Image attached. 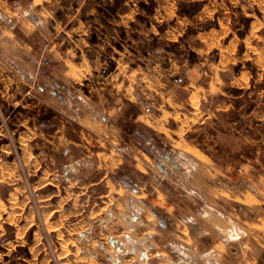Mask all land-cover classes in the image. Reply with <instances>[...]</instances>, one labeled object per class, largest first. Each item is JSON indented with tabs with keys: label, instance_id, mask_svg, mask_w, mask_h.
<instances>
[{
	"label": "crops",
	"instance_id": "0c3cea01",
	"mask_svg": "<svg viewBox=\"0 0 264 264\" xmlns=\"http://www.w3.org/2000/svg\"><path fill=\"white\" fill-rule=\"evenodd\" d=\"M16 1L19 15L12 8ZM117 1L121 9H110L117 17L111 29L118 32L111 42V59L117 63L111 80L126 102L105 116V110L83 107L75 119L78 125H16L25 129L18 148L36 178V198L53 212L70 201L64 214L76 209L75 197L66 192L85 195L89 188L90 195H97L104 186L106 194L96 197L107 198L112 186L106 178L119 168L124 153L103 151V136L109 145L116 144L114 133L132 118L131 113L121 120V111L132 103L140 108L133 122L184 147L194 164L212 165L208 181L225 180L221 186L182 188L191 202L177 200L173 220L136 215L137 209L145 211L144 203L125 202L126 212H115L110 205L104 217L98 210L92 217L87 210L76 232L84 246L72 245L68 254L75 259L78 249L80 259L93 257L102 261L98 264H264V0ZM50 2L0 0L1 37L14 35L17 17L36 24L52 20ZM92 44L98 59L102 46L97 51V42ZM80 57L65 71L71 81L80 82L87 71V57ZM0 64L7 66L2 59ZM19 76L28 81L22 72ZM51 96L62 100L55 91ZM198 130H205L206 139L219 148L206 153L189 142L186 136ZM216 162L225 163L222 171L216 170ZM190 167L197 170V165ZM3 178L2 172L0 182ZM95 240L96 249L87 254L86 246Z\"/></svg>",
	"mask_w": 264,
	"mask_h": 264
},
{
	"label": "rangeland",
	"instance_id": "374dc122",
	"mask_svg": "<svg viewBox=\"0 0 264 264\" xmlns=\"http://www.w3.org/2000/svg\"><path fill=\"white\" fill-rule=\"evenodd\" d=\"M117 2L51 0L49 11L55 14L52 20L43 18L42 23L36 24L29 18L17 17L14 35H0V59L7 64H0V173L6 174L0 182V264L101 263L91 256L89 262L88 259H80L78 249L75 259L68 254L73 252L72 245L84 246L78 243L76 236L84 225L79 220L81 217L89 213L93 217L97 210L103 213L100 217H104V211H108L110 205L115 207V212H126L124 203L134 202L145 204V211H134L142 218L152 219L154 214L164 220H173L175 202L182 197L185 204L191 202L185 190L190 191L194 185L221 186L225 180L220 176L208 181L207 171L212 165L202 161L194 164L184 147H175L164 135L140 122H133L140 108L130 103L121 111L119 118L127 120L131 113L132 118L124 122L122 131L114 133L116 144L109 145V138L103 136V151L118 149V153H124L119 168L109 172V179L106 178L112 186L109 196L96 197L106 194L104 186H99L97 195H90L89 188L85 195L72 188L75 193L66 192V195L75 197L76 209H71L68 214H64L63 209L70 201L65 205L62 202L60 211L53 212L42 207L40 199L36 198L32 189L36 178L30 175L31 168L21 159L18 148L19 135L25 129L16 125H78L75 119L82 114L83 107L105 110L101 113L105 116L108 111H120L121 103L126 102L113 88L114 81L111 80V75L117 71L116 60L111 59V42L118 32L111 29L112 22L116 25L117 17L114 12L111 15L110 9L120 10ZM15 4L19 3L16 1L13 7ZM95 41L97 51L102 46V56L99 53L98 59H95L96 48L92 44ZM123 44L122 48L127 49L126 43ZM80 56L87 57V71L80 82L71 81L65 71L69 63L77 65ZM21 72L28 81L22 82ZM51 91L61 95L62 100L53 98ZM110 120L116 121V117L110 116ZM204 135L205 130H198L186 138L189 142L193 140L206 153L219 148H214ZM215 164L218 171L225 166L224 162ZM191 165H197V170L190 171L189 168H194ZM116 177H122L126 182L122 183ZM124 186L129 190L126 191ZM59 189L63 191L61 187ZM21 205H24L22 210ZM95 230L97 234L98 227ZM96 245L95 240L84 251L92 254Z\"/></svg>",
	"mask_w": 264,
	"mask_h": 264
},
{
	"label": "built area",
	"instance_id": "2783aa9c",
	"mask_svg": "<svg viewBox=\"0 0 264 264\" xmlns=\"http://www.w3.org/2000/svg\"><path fill=\"white\" fill-rule=\"evenodd\" d=\"M13 10H14L16 13H18V15L20 14V13H19V12H20V7H19L18 4H15V5H14Z\"/></svg>",
	"mask_w": 264,
	"mask_h": 264
},
{
	"label": "trees",
	"instance_id": "16d2710c",
	"mask_svg": "<svg viewBox=\"0 0 264 264\" xmlns=\"http://www.w3.org/2000/svg\"><path fill=\"white\" fill-rule=\"evenodd\" d=\"M120 182L125 183L126 181L121 177H116Z\"/></svg>",
	"mask_w": 264,
	"mask_h": 264
}]
</instances>
